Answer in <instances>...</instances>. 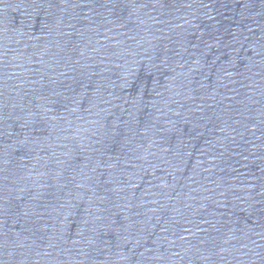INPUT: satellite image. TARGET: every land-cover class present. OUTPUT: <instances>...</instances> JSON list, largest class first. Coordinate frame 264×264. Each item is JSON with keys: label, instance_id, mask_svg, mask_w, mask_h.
Returning <instances> with one entry per match:
<instances>
[{"label": "water", "instance_id": "95a60500", "mask_svg": "<svg viewBox=\"0 0 264 264\" xmlns=\"http://www.w3.org/2000/svg\"><path fill=\"white\" fill-rule=\"evenodd\" d=\"M0 264H264V0H0Z\"/></svg>", "mask_w": 264, "mask_h": 264}]
</instances>
